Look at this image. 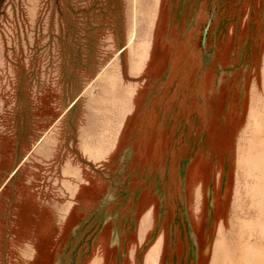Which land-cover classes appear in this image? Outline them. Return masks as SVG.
Returning a JSON list of instances; mask_svg holds the SVG:
<instances>
[{
  "label": "rangeland",
  "instance_id": "1",
  "mask_svg": "<svg viewBox=\"0 0 264 264\" xmlns=\"http://www.w3.org/2000/svg\"><path fill=\"white\" fill-rule=\"evenodd\" d=\"M94 263L264 264V0H0V264Z\"/></svg>",
  "mask_w": 264,
  "mask_h": 264
},
{
  "label": "crops",
  "instance_id": "2",
  "mask_svg": "<svg viewBox=\"0 0 264 264\" xmlns=\"http://www.w3.org/2000/svg\"><path fill=\"white\" fill-rule=\"evenodd\" d=\"M116 236H117V235H115V233H113V235L111 236V237H112L111 239L113 240V242H115V240H116V239H115ZM119 246H120L119 250H120V253H121V256H120V257L122 258L124 255H126V252H125V250H124V246H123V244H120ZM122 260L124 261V258H122L121 261H122ZM94 264H95V263H94Z\"/></svg>",
  "mask_w": 264,
  "mask_h": 264
}]
</instances>
